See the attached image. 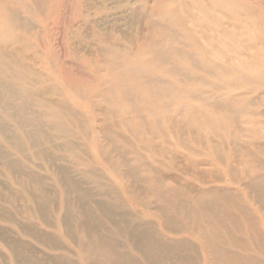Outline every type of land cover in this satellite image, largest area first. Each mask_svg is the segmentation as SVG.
<instances>
[{"label":"bare ground","instance_id":"1","mask_svg":"<svg viewBox=\"0 0 264 264\" xmlns=\"http://www.w3.org/2000/svg\"><path fill=\"white\" fill-rule=\"evenodd\" d=\"M58 1L0 0V201L81 264H264V0H145L133 33L72 0L62 57L30 20Z\"/></svg>","mask_w":264,"mask_h":264},{"label":"rangeland","instance_id":"2","mask_svg":"<svg viewBox=\"0 0 264 264\" xmlns=\"http://www.w3.org/2000/svg\"><path fill=\"white\" fill-rule=\"evenodd\" d=\"M71 1L72 0H59L54 7H51V11L49 10L48 15L45 16L43 14L41 17V22L43 23H40L39 17L34 16L30 18L35 27V32L38 34L43 32V37H39V48L42 51L50 52L54 50V47H56L59 53L58 55H60V57L64 55L65 50H61L64 38L66 36L71 37L75 29L80 25L78 20L75 21L74 15V4L80 0H74L75 2L72 1V3ZM87 1L88 0H82L83 3ZM148 3H150V0H148ZM132 7H136L140 15L144 10L145 0H105V6L100 12V21L103 24L106 22V26L108 27L119 22V29L121 28L120 31L127 30L128 32L131 31V33H133V30L128 28L130 9ZM93 12H95V10ZM86 14L87 12L84 13V15ZM139 15L138 17L136 16L138 21ZM22 16H24V14H22ZM66 18L69 20H66ZM57 66V69L62 73V75L68 77V80L73 84L81 85L85 89L95 88L94 82L92 80L87 81L79 77L75 68H69L66 71H63L64 68L62 66V62H59ZM66 165L67 166L65 167L70 169V171L73 170V164L68 163ZM76 179L80 180V177H76ZM13 181L14 180L9 177L4 168L0 166V183L3 184V187H6V189L15 188L20 191V185L13 184ZM44 182L45 186H47L49 189L52 188V182L49 179L45 178ZM0 207L2 209L0 213V230L2 233H4L3 235L5 238L3 239L0 237V264H16L12 250H16L18 247L12 245L13 241L18 242V245L22 243V245L25 247V252L33 255V257L41 264H57L58 262H60V264H66L67 262H72L71 264H81L80 258L76 255L78 250L65 243L59 237L57 231L54 228L46 227V225L42 222L39 213H35L34 217L28 220L26 217L18 215V212L5 201H0ZM53 207L54 206L50 208ZM51 216L54 219V214L52 212ZM27 221L32 224V227L38 236L24 233L19 229V224ZM82 234L83 233L81 231H75V236L77 239H80ZM38 237L41 238L38 239ZM50 238H53L58 243V248L53 247L48 242L47 239ZM123 245L125 246L124 243Z\"/></svg>","mask_w":264,"mask_h":264}]
</instances>
